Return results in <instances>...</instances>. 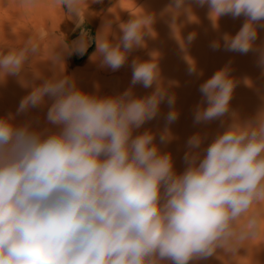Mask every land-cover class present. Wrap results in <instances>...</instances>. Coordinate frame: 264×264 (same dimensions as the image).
<instances>
[{
    "label": "clouds",
    "instance_id": "obj_1",
    "mask_svg": "<svg viewBox=\"0 0 264 264\" xmlns=\"http://www.w3.org/2000/svg\"><path fill=\"white\" fill-rule=\"evenodd\" d=\"M184 2L175 0L173 11ZM59 3L81 14L80 0ZM196 3L209 6L214 28L223 15H244L235 35L222 36L223 48L241 54L254 50L257 29L264 27V0ZM134 17L120 25L123 35L116 44L108 40L107 27L98 35L95 55L102 57L101 67L116 71L134 47L144 46L153 19L143 13ZM86 35L76 42L81 53ZM43 38L31 36L22 48L0 51V73L19 74L28 56L40 53ZM194 38L192 33L188 41ZM210 47L219 50L221 41ZM259 53L264 69V48ZM53 59L59 62L58 56ZM189 65V73H195L190 59ZM174 83L164 85L153 55L150 61H132L131 86L113 97L87 94L63 75L34 86L17 114L49 97L46 121L57 131L35 130L32 122L16 126L11 113L0 118V264H188L217 248L235 253L264 231V111L254 122L234 118L206 149L200 135L191 136L187 167L179 175L171 154L154 143L153 132L133 136L158 115L162 102L171 109L167 124L178 118L175 95L168 93ZM237 83L228 66L204 81L194 123L229 113ZM137 84L155 87L136 97ZM171 139L166 126L160 142ZM253 205L258 207L249 214Z\"/></svg>",
    "mask_w": 264,
    "mask_h": 264
},
{
    "label": "rangeland",
    "instance_id": "obj_2",
    "mask_svg": "<svg viewBox=\"0 0 264 264\" xmlns=\"http://www.w3.org/2000/svg\"><path fill=\"white\" fill-rule=\"evenodd\" d=\"M175 8V0H80L81 22V14L60 5L59 0H32L30 4L23 0H0V51L7 53L13 48H22L31 36H44L40 41V53L29 55L19 74L4 76L0 73V118L11 113L16 126L32 122L35 130L57 131V126L46 121L52 103L49 97H45L43 105L17 114L21 99L34 86L63 75L70 77L76 87L87 94L98 98L113 97L131 86L132 61H150L155 55L164 85L167 87L169 82H175L168 93L175 95L178 118L167 124L166 116L171 109L166 101L162 102L158 115L135 129L133 136L146 130L153 132L160 152L170 153L174 171L182 174L187 167L184 156L191 136L200 135L201 149H206L218 134L227 130L234 118L241 124L254 122L258 113L264 111V69L258 64L259 49L264 48V27L257 29L253 51L246 54L226 51L221 38L224 33L235 35L247 19L244 15L237 18L223 15L214 28L207 4L200 6L196 0H185L178 13L173 11ZM142 13L153 19L152 33L144 35V46L134 47L127 54L125 64L116 71L101 67L102 57L95 55L98 35L107 27L108 40L116 44L123 35L120 25ZM82 33L87 34L84 37L87 46L81 53L76 50V42L81 40ZM192 33L195 38L189 42ZM215 40L221 41L219 50L210 47ZM57 56L59 62L53 59ZM189 59L196 68L192 74L189 73ZM225 66L230 69V76L238 81L229 113L211 122L194 123V111L202 101L200 85ZM154 87L146 89L137 84L132 91L134 96L143 97ZM203 106L206 107V103ZM166 126L172 139L161 143L160 135ZM257 207L253 205L249 214ZM188 264H264V231L244 242L235 253L217 248L212 256L193 259Z\"/></svg>",
    "mask_w": 264,
    "mask_h": 264
},
{
    "label": "bare ground",
    "instance_id": "obj_3",
    "mask_svg": "<svg viewBox=\"0 0 264 264\" xmlns=\"http://www.w3.org/2000/svg\"><path fill=\"white\" fill-rule=\"evenodd\" d=\"M225 34V33H224ZM219 35V34H218ZM180 41V40H179ZM183 42V41H182ZM182 42H180V43H182ZM179 43V42H178ZM183 43H185V42H183ZM174 44V43H173ZM189 44V43H188ZM191 44H194V43H191ZM180 45V44H179ZM190 45V44H189ZM180 48V47H179ZM172 49V48H171ZM173 50H175V49H173ZM170 56V55H169ZM169 59V58H168ZM162 73V72H161ZM160 73V74H161ZM166 74V73H165ZM168 80V79H167Z\"/></svg>",
    "mask_w": 264,
    "mask_h": 264
}]
</instances>
